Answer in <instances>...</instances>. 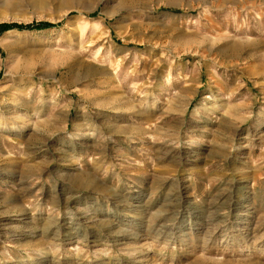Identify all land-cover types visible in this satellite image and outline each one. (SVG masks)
<instances>
[{"label": "rangeland", "instance_id": "1", "mask_svg": "<svg viewBox=\"0 0 264 264\" xmlns=\"http://www.w3.org/2000/svg\"><path fill=\"white\" fill-rule=\"evenodd\" d=\"M0 264H264V0H0Z\"/></svg>", "mask_w": 264, "mask_h": 264}, {"label": "bare ground", "instance_id": "2", "mask_svg": "<svg viewBox=\"0 0 264 264\" xmlns=\"http://www.w3.org/2000/svg\"><path fill=\"white\" fill-rule=\"evenodd\" d=\"M95 27V26H94ZM107 73V72H106ZM108 73H109V71H108ZM110 74V73H109Z\"/></svg>", "mask_w": 264, "mask_h": 264}]
</instances>
